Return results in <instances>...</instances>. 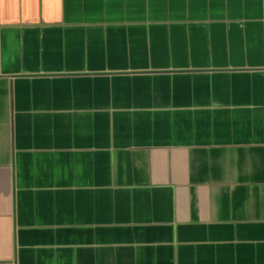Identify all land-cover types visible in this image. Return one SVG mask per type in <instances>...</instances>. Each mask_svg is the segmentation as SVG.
I'll use <instances>...</instances> for the list:
<instances>
[{
  "label": "crops",
  "instance_id": "1",
  "mask_svg": "<svg viewBox=\"0 0 264 264\" xmlns=\"http://www.w3.org/2000/svg\"><path fill=\"white\" fill-rule=\"evenodd\" d=\"M0 264H264V0H0Z\"/></svg>",
  "mask_w": 264,
  "mask_h": 264
}]
</instances>
